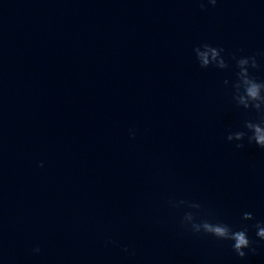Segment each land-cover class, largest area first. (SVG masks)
Listing matches in <instances>:
<instances>
[{
    "label": "clouds",
    "instance_id": "1",
    "mask_svg": "<svg viewBox=\"0 0 264 264\" xmlns=\"http://www.w3.org/2000/svg\"><path fill=\"white\" fill-rule=\"evenodd\" d=\"M208 3L215 6L217 0H207ZM201 7H204L203 2ZM196 57L201 67H208L214 65L219 68H226L228 65L221 55L223 49L213 47L210 44H203L200 47L194 49ZM252 68L257 67L255 57H241L237 60V67L239 72L237 73V82L234 84L235 94L234 99L239 106H243L245 109L253 108L260 113L258 122L246 121L244 128L247 131H235L230 132L227 135L228 141H243L247 138L249 143H255L258 147L264 149V82H258L254 77L249 74L248 66ZM227 83V81H225ZM237 148H243V143H237ZM184 204V201H180ZM189 207L199 209L198 203L190 204ZM242 219L245 221L253 220V214L251 212H244ZM182 224L187 227L191 225V230L195 233L203 231L206 234H210L219 240L232 241V249L236 255L240 258H245L248 253L245 249L255 254L256 249L252 246L253 241L248 237L247 227H243L240 230H233V228L226 223H213L209 220H201L196 222L194 214L192 212L185 213ZM255 228L256 236L259 240L264 241V224L256 223ZM39 252V248L34 249Z\"/></svg>",
    "mask_w": 264,
    "mask_h": 264
}]
</instances>
